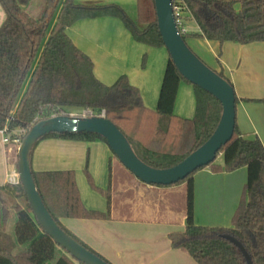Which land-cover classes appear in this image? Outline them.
<instances>
[{
  "label": "trees",
  "instance_id": "obj_1",
  "mask_svg": "<svg viewBox=\"0 0 264 264\" xmlns=\"http://www.w3.org/2000/svg\"><path fill=\"white\" fill-rule=\"evenodd\" d=\"M185 1L199 26V31L182 35L185 40L199 37L241 44L264 41V0ZM0 5L5 12L0 25V129L29 128L69 108H90L97 114L105 111V117L124 133L136 155L156 168L174 166L200 147L216 129L222 104L214 95L185 79L171 58L153 110L144 104L139 88L126 75L111 85L101 82L94 74L92 59L67 34V28L80 19L114 16L123 21L136 41L162 47L154 0H138L139 22L144 27L116 4L45 0L39 16L32 15L18 0H0ZM217 73L234 87L223 72ZM182 80L191 83L195 90L193 118L174 113ZM251 100L264 104V97ZM248 135L235 122L232 138L221 147L216 158L196 170L210 167L213 172H232L246 167L247 180L231 226L197 225L193 178L196 171L177 182L187 184L186 224L183 231L170 233L169 239L173 248L186 251L198 264H247L240 249L224 238V234L232 235L243 244L253 264H264V144L258 135L253 138ZM44 138L107 143L103 136L92 132H52L34 145L31 168L34 148ZM219 155H223V163H216ZM32 174L45 206L58 225L78 243L112 264L60 221L63 217L111 218V168L109 185L101 190L107 202L106 211L83 205L73 170L35 171L32 168ZM89 180L93 184L91 177ZM9 198L22 199L12 207L16 211L14 235L7 232ZM18 245L26 246L16 250ZM0 264H84L44 231L21 182L0 185Z\"/></svg>",
  "mask_w": 264,
  "mask_h": 264
},
{
  "label": "crops",
  "instance_id": "obj_2",
  "mask_svg": "<svg viewBox=\"0 0 264 264\" xmlns=\"http://www.w3.org/2000/svg\"><path fill=\"white\" fill-rule=\"evenodd\" d=\"M18 1L34 16L41 14L45 2ZM74 2L84 5H119L140 27L145 26L139 22L138 0ZM1 9L3 10L2 7ZM2 16L5 19L4 10ZM193 24L194 27L189 31H199L197 23L193 21ZM67 34L92 59L94 74L101 82L111 85L120 76L126 75L130 83L139 88L144 104L150 109L156 108L170 58L166 49L163 51L161 47H151L136 41L123 21L114 16L80 19L67 28ZM186 42L214 70L223 72L235 85L237 81L240 84L247 81L246 76L241 74L247 55L253 48H264L259 45L264 41L247 44L232 41L219 43L189 37ZM181 90L186 96L188 112L185 113L188 114L176 109ZM252 95L238 94L236 122L243 133L258 135L264 144V104L252 101L251 99H258ZM195 99L193 85L180 82L174 113L192 115L190 113L194 111ZM182 106L184 104L180 105ZM14 147H10L2 159L0 185L9 183L8 174L17 169L18 159ZM113 155L109 145L102 140L44 138L34 148L32 168L35 171L75 172L82 203L88 209L106 211L107 202L101 190L109 185L111 168V218L63 217L60 219L62 224L112 264H198L186 251L173 248L169 239L170 233L185 229L186 182L171 185L147 184L133 175ZM193 178L195 223L231 226L247 180L246 167L232 172H213L210 167H205L196 171ZM7 232L14 235V227L13 233L8 228ZM19 246L22 245H18L16 250L23 249Z\"/></svg>",
  "mask_w": 264,
  "mask_h": 264
},
{
  "label": "water",
  "instance_id": "obj_3",
  "mask_svg": "<svg viewBox=\"0 0 264 264\" xmlns=\"http://www.w3.org/2000/svg\"><path fill=\"white\" fill-rule=\"evenodd\" d=\"M159 32L170 58L181 75L192 84L214 95L222 104V114L212 135L183 160L168 168H156L142 161L119 127L105 116L54 115L42 119L28 128L18 147L17 172L38 223L55 242L84 264H109L91 250L78 243L54 220L36 187L31 153L36 142L52 132H92L103 136L112 152L133 175L147 184H175L198 168L211 163L218 151L233 136L236 122V91L214 69L209 67L188 45L176 25L172 0H154ZM244 255L247 264L252 258L243 244L235 237L224 234Z\"/></svg>",
  "mask_w": 264,
  "mask_h": 264
},
{
  "label": "rangeland",
  "instance_id": "obj_4",
  "mask_svg": "<svg viewBox=\"0 0 264 264\" xmlns=\"http://www.w3.org/2000/svg\"><path fill=\"white\" fill-rule=\"evenodd\" d=\"M1 14L3 15V10L0 7V24L4 19V16H2ZM192 26L194 27L193 21H189L186 24L188 32H197V31H189ZM260 43H262V44H259V45H263L261 47H264V43L263 42H260ZM161 49H163V51H164V49H166V51H168L165 46H162ZM253 49L254 50L252 52H250L247 55V57L245 58L244 66L241 69V74L243 76H246L247 81L246 82L242 81L241 84L238 83L239 81H237V85H235L234 82H232V83L234 85V89L236 91L237 96H238V94H241V93H245V94L247 93V94H253L252 96L257 97L258 99H261L264 97V48H261V49L259 48L256 50H255V48H253ZM204 62L209 67H211L209 65V63H207V61H204ZM163 73H164V71H163ZM163 73H162V76H163ZM181 82L186 83L188 85H192L191 83H189L185 80H182ZM182 93L183 92L181 90L179 97H178L179 104L177 105L176 109L182 110V112H184V114H188V113H185V112H188V108L186 107V104H187L186 96H184V93L182 95ZM177 96H178V94H177ZM195 100H194V111L190 113L192 115H190V116L178 115V116L184 117V118H193L195 116V110H196ZM256 102H260V101H256ZM260 103H262V102H260ZM181 104H184V106L180 107ZM82 110L83 109H81V108H69V110H67V111H66V109L64 111H62L61 114H65V115L74 114L75 116H77V115H80L82 113ZM255 135L256 134L250 133L248 135V138H253ZM1 137L2 136L0 134V172L2 171V168H3L2 159L7 154L9 148L15 146L14 147L15 156H17V159H18V147H19V145H16V144H3L1 141ZM113 157H115V156L113 155ZM115 159H116V157H115ZM223 161H224L223 155H219L216 159V163H223ZM181 183H184V182H180L178 184H181ZM16 201H22V199H20V200L19 199H13V198L8 199V205L11 209H10V216L8 218V221H7V228H8V231L10 233H13V227H14V223L16 220V211L12 208ZM25 246L26 245H22V246H19V248H22V247L24 248Z\"/></svg>",
  "mask_w": 264,
  "mask_h": 264
},
{
  "label": "built area",
  "instance_id": "obj_5",
  "mask_svg": "<svg viewBox=\"0 0 264 264\" xmlns=\"http://www.w3.org/2000/svg\"><path fill=\"white\" fill-rule=\"evenodd\" d=\"M172 7L174 11L175 21L179 33L184 35L188 32L186 24L189 21H195L193 14L186 3L185 0H172ZM75 116L74 114H70ZM81 117H90V116H105V111H102L100 114L95 113L92 109L86 108L82 110L80 115ZM28 128H20L16 130H9L7 126L0 129L1 141L3 144H16L20 145L22 142V137L26 135ZM8 182L11 184H17L20 182L18 177L17 169L12 170L8 174Z\"/></svg>",
  "mask_w": 264,
  "mask_h": 264
}]
</instances>
